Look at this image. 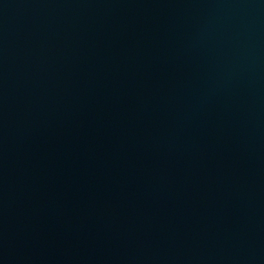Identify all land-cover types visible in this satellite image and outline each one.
<instances>
[{
	"label": "water",
	"instance_id": "obj_1",
	"mask_svg": "<svg viewBox=\"0 0 264 264\" xmlns=\"http://www.w3.org/2000/svg\"><path fill=\"white\" fill-rule=\"evenodd\" d=\"M0 264H264V0H0Z\"/></svg>",
	"mask_w": 264,
	"mask_h": 264
}]
</instances>
